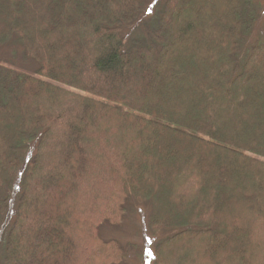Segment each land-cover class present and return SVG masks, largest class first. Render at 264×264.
<instances>
[{
    "label": "trees",
    "instance_id": "trees-1",
    "mask_svg": "<svg viewBox=\"0 0 264 264\" xmlns=\"http://www.w3.org/2000/svg\"><path fill=\"white\" fill-rule=\"evenodd\" d=\"M214 1L0 0L4 263L128 264L101 231L145 205L151 264H264L262 5Z\"/></svg>",
    "mask_w": 264,
    "mask_h": 264
},
{
    "label": "rangeland",
    "instance_id": "rangeland-1",
    "mask_svg": "<svg viewBox=\"0 0 264 264\" xmlns=\"http://www.w3.org/2000/svg\"><path fill=\"white\" fill-rule=\"evenodd\" d=\"M160 2L161 0H146L145 2V13H150L152 11L157 2ZM213 1V0H212ZM211 0H206V3L203 5V9L206 10L208 13V10L210 7H212L209 10L210 15L211 14H216L215 9H216V3L214 1L213 4ZM194 2V1H193ZM262 7H261V20L259 23L260 29L264 28V0L258 1ZM220 3L219 6H227L228 4L231 3L230 0H217V4ZM58 4L57 2H54V5ZM212 5V6H211ZM146 15V16H147ZM220 16V15H219ZM221 17V16H220ZM183 49V48H182ZM181 52L178 51L177 55L174 57L180 56ZM6 59L12 63L13 65H7V67H11L14 70H17L19 72L31 74L34 69L35 65L31 62L25 59V57L22 55L21 49L19 47L15 46V48L9 52L8 56H6ZM262 70L264 71V65L261 67ZM187 71V70H185ZM33 75V74H31ZM177 81V80H176ZM176 83V82H175ZM200 120H203L199 118ZM203 123H206V120H203ZM52 135H56V132L54 131ZM50 139V138H49ZM168 154L172 155L173 153V147L168 146L167 148ZM181 153V152H180ZM186 153V152H185ZM173 157V156H172ZM175 158L177 161H175ZM180 156H176L173 158H170L168 160L169 166L172 164L174 165V168L177 170L178 164L181 163L179 161ZM173 159V160H172ZM185 160V158L183 159ZM173 162V163H172ZM184 164V167L188 166V162L184 161L181 164H179V167ZM23 171L26 170L27 163L22 165ZM172 167V166H171ZM23 177V176H22ZM232 180V179H230ZM177 188L176 186H170L169 189H166L167 195H170L169 197H172V194L174 196V192H176ZM11 193V192H9ZM151 211L150 207H147L145 205L142 206H136V207H131L129 211L126 213L125 219L123 223L117 227V228H112L110 226H103L104 228L101 231V235L103 238L106 239H117V240H122V241H128L133 243L134 249L131 250V254L129 255L128 259V264H151V259H152V250L153 247L163 238V234L159 235H153L152 230L149 228L148 221H149V212ZM14 217H10L9 220L6 223V227L0 230V264H6V259L4 263V257L6 258L4 252H5V241L8 239L9 231L11 230L13 226V220ZM27 218V217H26ZM15 219V218H14ZM25 224L23 221L20 224L19 228H23L22 226ZM51 228H54L52 224L48 221H45L42 225H40L38 232V239L39 241L43 244L40 245L42 248L45 247L46 251L49 252L51 248H49V245H54V241L52 238H49L48 235H43V233H46V230H49ZM24 229V228H23ZM23 234L24 232H21L19 234ZM19 234H17L19 236ZM56 235V233H54ZM50 235V234H49ZM45 236V238H44ZM44 238V239H43ZM33 240V239H31ZM39 242V243H40ZM39 248V246H38ZM37 248V249H38ZM32 264H49L50 261H47V259L43 256V254L38 252H33V254L30 256Z\"/></svg>",
    "mask_w": 264,
    "mask_h": 264
}]
</instances>
